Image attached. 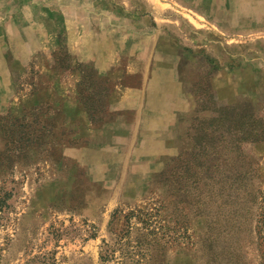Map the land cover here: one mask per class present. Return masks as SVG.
I'll list each match as a JSON object with an SVG mask.
<instances>
[{"label":"rangeland","instance_id":"rangeland-1","mask_svg":"<svg viewBox=\"0 0 264 264\" xmlns=\"http://www.w3.org/2000/svg\"><path fill=\"white\" fill-rule=\"evenodd\" d=\"M262 216L264 0H0V264H264Z\"/></svg>","mask_w":264,"mask_h":264},{"label":"trees","instance_id":"trees-1","mask_svg":"<svg viewBox=\"0 0 264 264\" xmlns=\"http://www.w3.org/2000/svg\"><path fill=\"white\" fill-rule=\"evenodd\" d=\"M264 216H262V221H263V223H264V218H263Z\"/></svg>","mask_w":264,"mask_h":264}]
</instances>
